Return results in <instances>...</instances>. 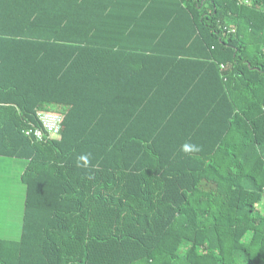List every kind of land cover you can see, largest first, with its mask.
<instances>
[{
  "label": "trees",
  "instance_id": "obj_1",
  "mask_svg": "<svg viewBox=\"0 0 264 264\" xmlns=\"http://www.w3.org/2000/svg\"><path fill=\"white\" fill-rule=\"evenodd\" d=\"M1 157L0 264H264V0H0Z\"/></svg>",
  "mask_w": 264,
  "mask_h": 264
},
{
  "label": "rangeland",
  "instance_id": "obj_2",
  "mask_svg": "<svg viewBox=\"0 0 264 264\" xmlns=\"http://www.w3.org/2000/svg\"><path fill=\"white\" fill-rule=\"evenodd\" d=\"M26 160L0 158V239L19 240L26 198L21 175Z\"/></svg>",
  "mask_w": 264,
  "mask_h": 264
},
{
  "label": "built area",
  "instance_id": "obj_3",
  "mask_svg": "<svg viewBox=\"0 0 264 264\" xmlns=\"http://www.w3.org/2000/svg\"><path fill=\"white\" fill-rule=\"evenodd\" d=\"M241 3L248 5L250 4V0H241ZM36 118L40 122V127L28 129L26 131L28 136L43 142L60 134L63 123V116L61 114L40 110L37 112Z\"/></svg>",
  "mask_w": 264,
  "mask_h": 264
},
{
  "label": "clouds",
  "instance_id": "obj_4",
  "mask_svg": "<svg viewBox=\"0 0 264 264\" xmlns=\"http://www.w3.org/2000/svg\"><path fill=\"white\" fill-rule=\"evenodd\" d=\"M199 150V146L192 143H185L182 145V151L186 153L198 152ZM80 159L86 160L87 158L85 156H81Z\"/></svg>",
  "mask_w": 264,
  "mask_h": 264
},
{
  "label": "crops",
  "instance_id": "obj_5",
  "mask_svg": "<svg viewBox=\"0 0 264 264\" xmlns=\"http://www.w3.org/2000/svg\"><path fill=\"white\" fill-rule=\"evenodd\" d=\"M1 158H2V157H1ZM26 163H27V162H26ZM26 165H27V164L23 163L24 169H25Z\"/></svg>",
  "mask_w": 264,
  "mask_h": 264
}]
</instances>
